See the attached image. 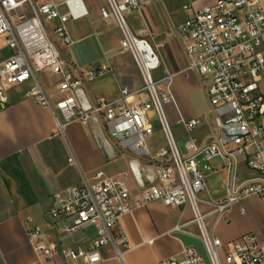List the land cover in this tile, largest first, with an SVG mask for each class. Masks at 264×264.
Instances as JSON below:
<instances>
[{"label": "built area", "instance_id": "2783aa9c", "mask_svg": "<svg viewBox=\"0 0 264 264\" xmlns=\"http://www.w3.org/2000/svg\"><path fill=\"white\" fill-rule=\"evenodd\" d=\"M96 0L100 19L113 18L120 30L121 50L129 53L139 71L142 89L122 90L116 103H99L84 109L76 99L77 92L102 71L89 73L77 70L66 61L54 38L64 46L72 43L67 30L70 21L89 16L84 0H0V38L10 51L0 63V113L9 105L7 88L33 81L27 96L44 107L50 100L41 87L37 74L45 71L58 76V88L69 96L57 106L61 129L72 122H86L93 116L103 119L106 131L123 149L155 161L156 180L143 186L133 200L134 208L153 201L167 207L183 206L191 220L177 229L187 230L193 224L210 264H223L220 257L222 242L213 234L218 222L234 204L257 196L264 199V12L259 0H216L195 12L190 20L178 26L186 53L191 58L189 70L207 79L206 95L214 116L216 129L204 143L190 138L183 153L172 131L165 106L175 105L170 92L171 76L164 79L166 89L160 90L154 73L161 59L145 33L135 34L126 16L150 4L151 0ZM192 4H186L189 10ZM55 23L51 29L49 24ZM153 110L165 139V147L152 157L148 141L154 134L149 117ZM188 132L197 130L203 122L183 120ZM224 159L226 167L238 158L259 178L243 185L228 187L225 198L204 202L205 175L199 161L210 163ZM74 164L73 157L69 159ZM126 174L107 177L99 172L92 180L81 178L78 186L70 187L55 196L56 206L48 213L53 228L62 238H69L93 227L95 237L89 246L78 249L63 245L50 246L38 228L28 233L37 263L62 258L72 264H99L102 250L112 246L121 259L120 246L126 240L119 230L120 218L131 214L130 194L123 183ZM205 203L209 212H204ZM214 216L211 226L208 216ZM60 225V227H59ZM185 227V228H184ZM129 248L128 246H126ZM225 258L226 264H264V242L256 234H248L233 242ZM159 264H205L196 250L187 247L183 259H168Z\"/></svg>", "mask_w": 264, "mask_h": 264}, {"label": "crops", "instance_id": "0c3cea01", "mask_svg": "<svg viewBox=\"0 0 264 264\" xmlns=\"http://www.w3.org/2000/svg\"><path fill=\"white\" fill-rule=\"evenodd\" d=\"M160 0L137 12L128 13L130 19L140 16L143 26L133 31L145 33L161 59V67L155 73L164 79L171 76L170 92L175 105L167 106L166 114L172 131L183 153L190 138L198 144L204 143L215 131L216 123L206 95L207 79L198 72L189 70L191 58L180 38L178 26L170 29L160 20L153 19L148 10ZM216 0H188L192 4L187 10L190 20L195 12ZM264 12V0H259ZM183 5V6H184ZM89 11V10H88ZM185 20V21H187ZM117 38L109 40L104 28L105 21L97 18L70 21L67 30L72 43L64 46L54 38L62 57L79 71L89 73L102 71L92 78L76 94L84 109L99 103H116L122 98V90H141L142 80L132 60L121 53V33L113 18L111 20ZM184 21V22H185ZM132 30V29H131ZM10 51L0 38V63L9 57ZM41 87L46 92L50 107H44L27 96L34 86L33 81L9 86V107L0 113V264H38L28 233L38 228L50 246L87 248L95 237L93 227L86 228L69 238H62L48 218L49 211L56 206L55 196L67 188L78 186L84 176L89 180L101 172L107 177L126 174L123 180L130 194V205L139 196L142 187L156 180L155 161L123 149L106 131L103 119L93 116L86 122H72L58 127L57 106L69 93L59 89L58 76L45 71L37 74ZM158 82V81H157ZM160 90L165 84L158 82ZM181 119H196L203 122L193 132H188ZM154 134L148 141L151 156L165 147V139L159 126L154 125ZM73 157L75 163H69ZM224 159L210 163L199 161L205 175L206 189L200 194L204 202L225 198L230 184L243 185L259 178L250 171L243 158L233 161L230 168ZM204 212L209 208L202 203ZM191 220L189 210L183 206L167 207L153 201L134 208L131 214L119 221V230L126 240L120 246L122 257L114 254L112 246L102 250L103 262L99 264H159L168 259L180 261L183 250L192 247L205 264H210L204 247L197 237L193 224L187 230L194 236L183 233L179 226ZM214 216L209 215V226ZM60 227V225H59ZM185 228V227H184ZM222 242L220 257L223 264L230 252V245L248 234H256L264 242V199L251 196L228 209L213 230ZM43 264H72L57 258Z\"/></svg>", "mask_w": 264, "mask_h": 264}, {"label": "rangeland", "instance_id": "374dc122", "mask_svg": "<svg viewBox=\"0 0 264 264\" xmlns=\"http://www.w3.org/2000/svg\"><path fill=\"white\" fill-rule=\"evenodd\" d=\"M88 10L89 16L87 19L89 22H92L97 18L98 15V7L96 0H84ZM102 3H105L104 0H101ZM188 2V0H160L158 4H154L149 8L148 12L150 16L155 20H160L165 26L169 25L170 29L183 23L185 20L190 18V13L186 9L183 8V5ZM127 23L132 31L139 27H142L144 24L143 19L138 16L134 19H130L128 15L126 16ZM55 26V23L49 24V27L52 29ZM104 28L106 30L107 36L109 40L114 41L117 38L116 27L112 21L104 23ZM122 54L126 55V58L129 62L132 63V57L129 53H124L121 50ZM134 62V61H133ZM154 78L156 81L160 83H164V76L158 77L156 73H154ZM143 86V85H142ZM262 93H264V82L259 84ZM167 106H172L171 104H167L165 106V111ZM149 117L155 126H158L157 120L155 118L153 110L149 111Z\"/></svg>", "mask_w": 264, "mask_h": 264}]
</instances>
